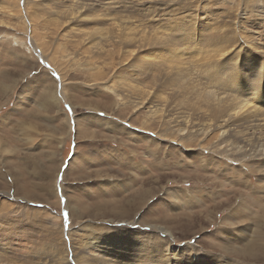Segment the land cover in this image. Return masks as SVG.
Wrapping results in <instances>:
<instances>
[{"label":"rangeland","instance_id":"1","mask_svg":"<svg viewBox=\"0 0 264 264\" xmlns=\"http://www.w3.org/2000/svg\"><path fill=\"white\" fill-rule=\"evenodd\" d=\"M263 109L264 0H0V264H264Z\"/></svg>","mask_w":264,"mask_h":264},{"label":"bare ground","instance_id":"2","mask_svg":"<svg viewBox=\"0 0 264 264\" xmlns=\"http://www.w3.org/2000/svg\"><path fill=\"white\" fill-rule=\"evenodd\" d=\"M126 28H130L129 26L128 27H126ZM132 28H134V27H132ZM128 29H125V30H128ZM96 30H98V29H96ZM119 31H120V29H118ZM101 31L102 30H100V31H98V33L100 34L101 33ZM126 32H124V34L122 35L123 37H124V39L125 40H129V36L127 35V34H125ZM164 36V35H163ZM121 38V37H120ZM98 44V43H97ZM248 55V54H247ZM245 60H249L250 62H252L251 61V59L250 58H246ZM263 64V63H262ZM261 64V65H262ZM239 76V75H238ZM241 77V76H240ZM237 80V79H236ZM237 81H240V80H237ZM204 99H205V97H204ZM254 102L253 101H247L246 103H245V105H244V113L246 112V111H248V110H251L252 112H251V114H252V116H257V115H259L260 113V111H262L261 109H259L258 107H256L255 106V104H253ZM236 109H237V107H234L233 108V111L236 113ZM264 110V109H263ZM264 112V111H263ZM263 112H261V113H263ZM264 115V114H263ZM102 253H104V255H106V256H109L110 254H111V250L110 251H108V249L107 250H105V249H102ZM116 254V253H115ZM103 255V256H104ZM114 254L112 253V255H110L109 257H114L113 256ZM148 255L149 256H153V258L155 259V257H154V253L153 252H151V253H148ZM116 256V255H115ZM118 256H120V255H118ZM158 257V256H157ZM103 260H98L95 264H101V263H103V261H104V264H123V261H122V259H120V258H116L117 259V261H112V260H110V259H108V258H102ZM106 259H108V260H106ZM165 259L167 260V256L165 257ZM135 260H136V262L134 263V264H149L150 263V261L151 260H148V262L147 261H145V262H141V261H143L144 259L143 258H138V256L137 257H135ZM139 260H141L140 261V263H139ZM147 260V259H146ZM155 262H159V260L158 259H155V261H154V263ZM152 263V262H151ZM154 263H152V264H154ZM79 264H91V263H86V262H83V261H79ZM125 264H129L128 263V261H126L125 262Z\"/></svg>","mask_w":264,"mask_h":264},{"label":"snow or ice","instance_id":"3","mask_svg":"<svg viewBox=\"0 0 264 264\" xmlns=\"http://www.w3.org/2000/svg\"><path fill=\"white\" fill-rule=\"evenodd\" d=\"M65 215H67V213Z\"/></svg>","mask_w":264,"mask_h":264}]
</instances>
